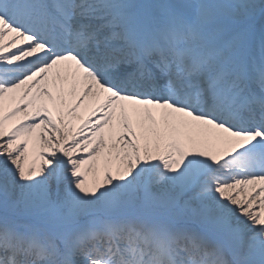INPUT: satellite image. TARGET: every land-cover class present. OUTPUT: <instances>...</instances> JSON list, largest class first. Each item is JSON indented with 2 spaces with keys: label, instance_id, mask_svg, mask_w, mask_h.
I'll return each mask as SVG.
<instances>
[{
  "label": "snow or ice",
  "instance_id": "obj_1",
  "mask_svg": "<svg viewBox=\"0 0 264 264\" xmlns=\"http://www.w3.org/2000/svg\"><path fill=\"white\" fill-rule=\"evenodd\" d=\"M0 264H264V0H0Z\"/></svg>",
  "mask_w": 264,
  "mask_h": 264
},
{
  "label": "bare ground",
  "instance_id": "obj_2",
  "mask_svg": "<svg viewBox=\"0 0 264 264\" xmlns=\"http://www.w3.org/2000/svg\"><path fill=\"white\" fill-rule=\"evenodd\" d=\"M13 50H14V49H13ZM88 177H91V179L93 178L91 174H89V176H88Z\"/></svg>",
  "mask_w": 264,
  "mask_h": 264
},
{
  "label": "rangeland",
  "instance_id": "obj_3",
  "mask_svg": "<svg viewBox=\"0 0 264 264\" xmlns=\"http://www.w3.org/2000/svg\"><path fill=\"white\" fill-rule=\"evenodd\" d=\"M88 179H89V181H91L92 179H91V177H88Z\"/></svg>",
  "mask_w": 264,
  "mask_h": 264
}]
</instances>
